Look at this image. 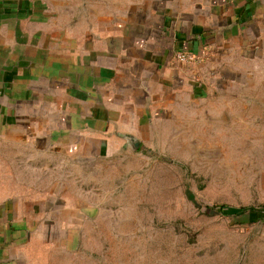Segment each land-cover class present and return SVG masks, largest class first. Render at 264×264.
Listing matches in <instances>:
<instances>
[{
  "label": "crops",
  "instance_id": "crops-1",
  "mask_svg": "<svg viewBox=\"0 0 264 264\" xmlns=\"http://www.w3.org/2000/svg\"><path fill=\"white\" fill-rule=\"evenodd\" d=\"M256 10L250 0H0V264L121 255L107 246L121 238L85 231L97 211L91 163L152 144L181 104L227 97L216 87L260 46ZM178 51L201 63H176Z\"/></svg>",
  "mask_w": 264,
  "mask_h": 264
},
{
  "label": "rangeland",
  "instance_id": "rangeland-1",
  "mask_svg": "<svg viewBox=\"0 0 264 264\" xmlns=\"http://www.w3.org/2000/svg\"><path fill=\"white\" fill-rule=\"evenodd\" d=\"M250 3L262 39L216 87L227 97L181 104L152 144L91 163L85 231L122 239L108 241L122 253L107 264H264V0Z\"/></svg>",
  "mask_w": 264,
  "mask_h": 264
},
{
  "label": "built area",
  "instance_id": "built-area-1",
  "mask_svg": "<svg viewBox=\"0 0 264 264\" xmlns=\"http://www.w3.org/2000/svg\"><path fill=\"white\" fill-rule=\"evenodd\" d=\"M173 59L176 63L187 66V67H194L201 63V58L197 55L186 52V51H178L174 54Z\"/></svg>",
  "mask_w": 264,
  "mask_h": 264
},
{
  "label": "water",
  "instance_id": "water-1",
  "mask_svg": "<svg viewBox=\"0 0 264 264\" xmlns=\"http://www.w3.org/2000/svg\"><path fill=\"white\" fill-rule=\"evenodd\" d=\"M138 146H139V145L136 144L135 146H133V149H134V148H135V149L138 148Z\"/></svg>",
  "mask_w": 264,
  "mask_h": 264
}]
</instances>
